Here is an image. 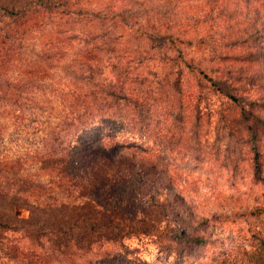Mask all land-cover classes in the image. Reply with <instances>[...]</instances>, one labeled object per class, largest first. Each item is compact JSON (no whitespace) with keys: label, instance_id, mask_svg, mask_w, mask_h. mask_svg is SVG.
Listing matches in <instances>:
<instances>
[{"label":"trees","instance_id":"trees-1","mask_svg":"<svg viewBox=\"0 0 264 264\" xmlns=\"http://www.w3.org/2000/svg\"><path fill=\"white\" fill-rule=\"evenodd\" d=\"M0 11L52 27L28 86L55 71L67 110L37 177L0 159V264H264V0ZM207 172L254 203L207 212Z\"/></svg>","mask_w":264,"mask_h":264},{"label":"rangeland","instance_id":"rangeland-1","mask_svg":"<svg viewBox=\"0 0 264 264\" xmlns=\"http://www.w3.org/2000/svg\"><path fill=\"white\" fill-rule=\"evenodd\" d=\"M51 31L50 25L41 26L38 15L23 23L21 18L6 17L0 11V159L20 158L23 163L21 173L34 177L41 173L37 169L38 152L53 128L67 116V110L51 90L57 83L55 71L49 70V75L40 79L45 83V89L35 87L30 90L28 86V70L40 64L39 54L44 44L52 43L49 40ZM3 32L9 34L4 42ZM105 71L109 73V67ZM193 180L200 187L202 207L207 212L230 211L238 203H254L253 197H230V191L221 179L216 181L208 172ZM18 212L25 214L23 210ZM246 245L252 247L248 241Z\"/></svg>","mask_w":264,"mask_h":264}]
</instances>
